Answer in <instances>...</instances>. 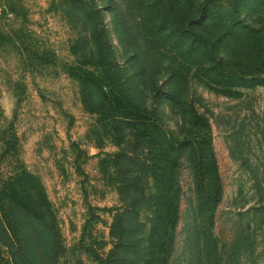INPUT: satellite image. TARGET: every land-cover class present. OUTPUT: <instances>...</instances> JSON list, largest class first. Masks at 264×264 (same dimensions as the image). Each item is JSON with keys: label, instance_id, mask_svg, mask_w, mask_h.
I'll return each instance as SVG.
<instances>
[{"label": "rangeland", "instance_id": "1", "mask_svg": "<svg viewBox=\"0 0 264 264\" xmlns=\"http://www.w3.org/2000/svg\"><path fill=\"white\" fill-rule=\"evenodd\" d=\"M128 1L0 0V264H127L134 254L122 246L124 227L138 219L150 234L151 208L128 211L130 198L120 188L131 163L123 153L149 162L150 145L137 144L141 128L124 124L100 92L81 82L82 69L102 74L108 66L118 70L116 90L137 92L135 101L174 138L199 129L191 109L210 126L221 187L219 264H264V61L253 43L220 47L215 37L231 20L213 21L239 9L236 21L251 22L260 0H215L198 15L197 30L218 53L190 35L169 33L183 29L186 8L198 10L203 0H157L158 7ZM177 72L183 90L171 101ZM107 83L115 85L108 77ZM189 158L182 152L180 220L168 264H199L201 255L191 237L199 214ZM21 168L43 187L56 242L41 237L42 223L3 187ZM22 251L16 263L13 254Z\"/></svg>", "mask_w": 264, "mask_h": 264}, {"label": "trees", "instance_id": "2", "mask_svg": "<svg viewBox=\"0 0 264 264\" xmlns=\"http://www.w3.org/2000/svg\"><path fill=\"white\" fill-rule=\"evenodd\" d=\"M146 1L149 6L158 7L160 5L157 0ZM214 1L203 0L198 10L190 6L185 7L188 11L183 21V29L180 28V31L172 29L169 33L176 34L179 32L181 37L190 35L194 37V40H201V42L207 45V48L215 49L218 53V49H216L217 45L214 48L213 43L209 40L210 38L203 32L200 33L195 25L199 17L198 15L204 16L209 11V5ZM245 1L239 0V2ZM128 3H133V0H129ZM171 3L172 1L169 0L168 5ZM253 6L255 7V11L251 17V22L238 23L236 21L241 16L239 9L234 10L236 13L214 17L213 21L217 24L231 20L228 29L215 38H219L217 39L218 42L223 41L220 47L227 44L231 47L236 44L237 49V47H241L242 45L253 43V51L255 53L258 52L259 57L264 61V0H260L256 5L254 3ZM179 12L183 13V11ZM211 12L213 13V10ZM217 12L219 14V10ZM217 12L214 10V13ZM204 21L206 20H201L202 25ZM185 22L187 23L186 28L184 27ZM166 28L168 32V28L170 27L166 26ZM104 49L102 45L101 52ZM102 53L101 59L103 58L104 64L108 65L107 61H109V57L105 55V51ZM215 55L217 57L216 53ZM222 62L220 60L218 64L216 63V66L222 65ZM112 64H115V62ZM114 67L116 66L114 65ZM116 68L119 69L118 67ZM117 72L118 70H112V67L110 66L109 68L108 66L102 74L85 69H82L80 74L84 90H88V92H100L104 98L102 104L107 102L110 109L116 110L119 114L118 119L123 120L124 124L128 125V127L141 128V130L139 129L141 132L138 131L135 135L137 144L148 142L150 145L149 162L144 161L140 157L141 154L133 157L123 153L127 159L131 160L130 166L123 170V172L128 174V177L120 187L130 198L128 211L139 214L138 212L141 209L151 208L153 214L150 219L151 230L148 235L146 233V224L141 223L138 219H135L132 226H127L128 228L124 227L123 232L127 231L128 233L124 234L122 246L125 250H132L134 254L132 259L128 257L124 259L128 262L127 264H168L170 261L175 252L176 230L180 220L183 192L180 178V156L182 152H188L190 166L193 169L196 181V194L198 196L195 211L199 214L196 223L193 225V235L191 237H193L198 251L201 252L198 259L199 264H219L221 260L219 256L220 250L217 237L214 235V226L215 211L219 203L221 187L210 126L207 123H202V118L194 109H191L194 118H196L192 122H197L196 124L199 126V129L197 131L192 129L191 133L183 140L174 138L166 131L152 112H149L144 105L138 104L135 101L137 92L132 96L131 89L116 90L115 86L117 82L113 80L116 79ZM146 74L147 71H143L139 74V77H145L147 76ZM179 75L177 72L176 77H178V82L173 93L168 94V97L171 96V101H174L176 96H180L183 90L179 86L181 81ZM107 77L112 80L115 84L114 86L109 85V83L107 85L104 84ZM157 89L155 95L161 90L159 87ZM166 96L163 95L161 100ZM197 119H199V122ZM135 166L138 168H135ZM209 175L211 176L210 179L208 178ZM35 179L32 173L21 168V171H18L14 178L10 177L3 182V187H11V196L9 197L11 201H14L13 203L16 207L29 215L31 219L42 223L40 227L41 237L45 240L50 236L51 240L56 242L55 240L56 238L58 239V235H55L53 232L51 233L53 229L48 224V216L51 214L50 206L42 190V185H38ZM14 182H16L15 185ZM51 245V249L54 251L55 246L54 244ZM29 251L31 250L27 249V254ZM206 251L210 252L205 258L204 253ZM17 254L19 258H23L26 253L24 251L14 253L13 256L16 263Z\"/></svg>", "mask_w": 264, "mask_h": 264}]
</instances>
